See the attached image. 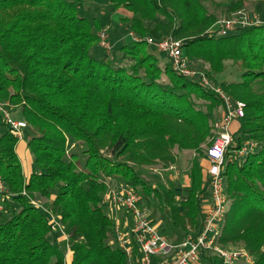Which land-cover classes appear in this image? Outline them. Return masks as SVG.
Returning a JSON list of instances; mask_svg holds the SVG:
<instances>
[{"label": "trees", "instance_id": "trees-1", "mask_svg": "<svg viewBox=\"0 0 264 264\" xmlns=\"http://www.w3.org/2000/svg\"><path fill=\"white\" fill-rule=\"evenodd\" d=\"M84 1L0 0V101L27 120L33 155L26 176L18 139L7 127L0 136V179L10 195L5 209L13 213L0 223V264H128L124 251L109 243L105 179L133 186L185 237L200 233L201 198L209 190L203 145L215 136L223 102L170 61L162 67L144 38L169 35L184 39L189 61L203 59L202 71L213 81L228 60L239 65L238 80L214 83L246 102L232 128L234 148L251 140L258 148L226 160L229 207L218 242L244 245L253 256L244 264H264V21L219 35L210 31L218 10L235 13L244 0H212V10L206 0H110L125 12V28L143 39L120 45L115 61L101 49V23L81 14ZM74 142L82 147L81 165L77 153L67 157ZM184 151L193 152L189 184L177 199L174 182L156 187L143 168L167 169ZM23 189L49 199L70 235L67 253L48 215ZM203 257L217 264L215 254Z\"/></svg>", "mask_w": 264, "mask_h": 264}, {"label": "built area", "instance_id": "built-area-1", "mask_svg": "<svg viewBox=\"0 0 264 264\" xmlns=\"http://www.w3.org/2000/svg\"><path fill=\"white\" fill-rule=\"evenodd\" d=\"M262 19L253 14L230 16L218 19L210 29L219 35H228L239 28L262 23ZM136 41L142 37L130 32ZM149 45H153L166 53L171 67L178 73L198 80L202 85L216 91L222 99L223 105L220 114L213 122L215 136L209 146L206 147L205 156L208 160L207 176L209 190L202 195V229L197 235H188L181 241H170L167 236L158 231L151 220V209L143 202L142 195L133 186L125 183L114 185L111 179H105L106 190L102 197V204L111 208L115 213L123 209L126 215L124 222L118 219L113 222L112 233L109 239L111 245L122 249L127 256L128 264H195L203 258L204 252L213 253L221 259L222 264H244L253 262V256L244 245H223L219 241L222 235L225 216L228 212V199L226 193V179L223 174L226 160H234L244 156L255 145L246 141L239 149L234 148L235 140L232 133V123L245 115L246 102L236 99L226 93L221 87H217L211 78L203 71H195L191 68L188 57L184 53V39L174 36L161 38H144ZM100 45L110 49L111 42L107 29L100 31ZM14 105L0 101V112L6 119V125L11 133L18 139H24V129L27 128V120L13 118L9 108ZM157 171V169H155ZM208 193V195H206ZM3 182H0V211L5 209L4 201L8 195ZM30 202L44 208L54 231L60 230V235L69 241V235L59 221V217L52 212L50 207L38 199L31 197L26 189H23ZM68 248V247H67ZM69 249V248H68ZM135 253L138 257L135 258ZM239 261H241L239 263Z\"/></svg>", "mask_w": 264, "mask_h": 264}, {"label": "rangeland", "instance_id": "rangeland-1", "mask_svg": "<svg viewBox=\"0 0 264 264\" xmlns=\"http://www.w3.org/2000/svg\"><path fill=\"white\" fill-rule=\"evenodd\" d=\"M259 1L260 0H248V2H249L248 5L244 4V7L242 8V10L237 11V12L232 13V14H228L225 12L227 8H224V9L220 8L218 10V13L220 16L219 19L221 20L222 18H227V17L235 16V15L241 16L244 14H247L250 17H252V15L255 12V9H257L255 7L256 3ZM262 1H264V0H262ZM244 3H245V0H244ZM206 6H208L209 9L212 10L213 9L212 0H206ZM117 10L118 9H115L113 7L110 0H96V1L95 0H92V1L91 0H85L80 5L81 14H84L91 19L96 18L101 23V26H100L101 29L105 28V29H107L108 33L115 34L114 37L112 38V40L110 37V42L112 45L110 49H107V48H104L103 46H101V49L103 50V52H106L111 57L113 56V58H114L113 60H115V61L120 59V57H121V53L118 50L119 46L126 42L125 37L124 38L122 37L121 40H118L120 37L119 35L120 34L124 35L125 33L126 34L128 33L127 29L125 28L126 23H124L122 21V18L125 15V13L120 14ZM257 10L259 12L258 15H260V13H263L262 16L264 17V6L260 7ZM222 11H224V13ZM112 15H113V17L116 16L117 21L112 19V17H111ZM118 19H120V20H118ZM119 26H121L122 29H119L118 28ZM149 47L154 53H156L158 55L159 59L162 60L161 61L162 67H164L165 64H168L169 59L166 56L165 52H163L162 50L158 49L157 47H155L153 45H149ZM185 50H186V46L184 47V50H183L185 55H186ZM189 62H190V66L193 70H195V71L204 70L203 59L195 58L194 60L189 61ZM231 62H232L231 60H228L227 62H225L226 68L221 74H217L215 76L216 82H221L223 80L234 81V80L239 79V77H240L239 76L240 75L239 65H237V64L234 65ZM164 78H165V80H167L165 75H164ZM215 81L212 80L213 83ZM214 85L219 87V85H217L216 83H214ZM9 110H10L9 113L11 114V116L13 118L18 119V118L23 117L22 113L19 112L20 110L18 109V107H17V109H16V107H13L11 109L9 108ZM5 121H6V119L4 118L3 113L0 112V136L2 134H4L7 130V125H6ZM23 131H24V139H22V140L26 143L30 137L29 129L25 128ZM71 142H73V141L71 140ZM251 142H253V144L255 145L254 150L257 149L258 148L257 143L252 141V140H251ZM210 144L203 145V149L206 150V147L209 146ZM66 152H67V157L70 156L71 153H77L79 156V160H80L79 165L83 164L84 155L82 153V147H78L75 144V142L69 144L68 150ZM245 155L246 154H244V156ZM192 156H193V152H190V151H184V152H181L179 154V160L176 163V165H177L176 168L181 171V174L183 176L180 174V177L178 176V178L172 177V171L171 170L165 171L162 167L157 166V165L150 166V167L148 166V167L143 168V175L156 187H159L160 185L168 186L170 184V182H174L177 187L182 188L179 190V192H177V195H179L181 198L182 196H185V194H186V189H185V184H184V176L189 174V168L191 165ZM155 169H157V171H155ZM171 178H173V179H171ZM53 192H56V191L54 190ZM206 195H208V193ZM36 199H38V200L41 199V201L44 203L45 206H47V203H49V199H47L45 197H38ZM143 200H144V203L148 204L149 201L146 197H144ZM47 207H49V206H47ZM149 207L151 209V216L153 218V221H154L156 227L159 229V231L161 230V233L163 235L167 236V238L169 240L172 241L173 239H175V237H173V233L177 232L179 229L174 230L171 228L172 226L170 224V220L168 218L163 217L164 214L159 212L158 208L156 207V204L151 202ZM40 209H42L43 211L45 210L44 208H40ZM106 211H107L108 215L110 216V219L113 222H116L119 219L122 222V224L124 222L125 216L126 215L129 216V214L126 211H124L123 209H121L119 212L115 213L113 211V209L107 207ZM12 213H13L12 209L2 210L1 215H0V223H4L5 221L9 220V216H11ZM57 232L60 233V230H57ZM178 235H181V234H178ZM178 238H180V236ZM61 245L66 250V253H67V251H68L67 247H69V242L67 239H65V237H64V239L61 240ZM199 262H201V260ZM240 262L241 261H239V263ZM202 263L203 264H212L211 262L205 261V260ZM217 264H222L221 259L218 258Z\"/></svg>", "mask_w": 264, "mask_h": 264}, {"label": "crops", "instance_id": "crops-1", "mask_svg": "<svg viewBox=\"0 0 264 264\" xmlns=\"http://www.w3.org/2000/svg\"><path fill=\"white\" fill-rule=\"evenodd\" d=\"M92 1V0H91ZM96 1V0H95ZM245 4H249V2H248V0H245ZM262 6H264V1H262V0H260L259 2H257L256 3V8L257 9H259L260 7H262ZM257 9H255V12H254V14H256V15H258L259 14V12H258V10ZM120 14L121 13H125L122 9H118L117 10ZM262 14L263 13H260V15H258L263 21H264V17L262 16ZM112 17V19H114L115 21H117V19H116V16H114L113 17V15L111 16ZM118 20H120V19H118ZM119 29H122V27L121 26H119L118 27ZM127 34L125 33L124 35H122V34H120L119 36V39L118 40H121L122 39V37L124 38L125 37V40L126 41H128L129 39H133V37L131 36V34H130V32L127 30ZM117 40V39H116ZM158 56V55H157ZM162 60H160V62H161ZM236 121H234L233 123H232V128L233 127H235L236 126ZM16 151H17V153L16 154H18V156H19V159H20V161H21V163H22V167L24 168V172H25V175L26 176H28L32 171H33V155L31 154V152H30V149H29V147H28V144H27V142L25 143L22 139L21 140H18V143H17V146H16ZM177 165L175 164V165H173V166H170L169 168H167V169H164L165 171H168V170H171L172 171V177L173 178H178V176L180 177V174H181V171L180 170H178L177 168ZM180 172V173H179ZM182 175V174H181ZM183 176V175H182ZM173 178H171V179H173ZM0 182H2V180L0 179ZM184 184H185V189H186V187H188V184H189V174L188 175H185L184 176ZM180 189H182V188H179V187H177L176 188V197H177V199H183L185 196H182L181 198H180V196L179 195H177V192H179V190ZM206 193V192H205ZM119 212V211H118ZM124 212V211H123ZM126 217V216H125ZM151 217V220H152V222L154 223V221H153V218H152V216H150ZM163 217H165V215L163 216ZM9 218H10V216H9ZM166 218V217H165ZM125 219V218H124ZM155 224V223H154ZM158 229V228H157ZM158 231H159V229H158ZM161 231V230H160ZM181 234V235H178V234ZM180 236V238H178ZM64 237L65 236H61V235H59V239H64ZM173 237H175V239H173L172 241L175 243V242H178V241H181L183 238H185V236H184V233L183 232H180V231H177V232H175V233H173ZM171 241V240H170ZM138 257V253H135V258H137ZM205 260V261H209L207 258H201V262H198V263H195V264H203L202 262ZM209 262H211V261H209ZM133 264H137L136 263V260L134 261V263Z\"/></svg>", "mask_w": 264, "mask_h": 264}]
</instances>
